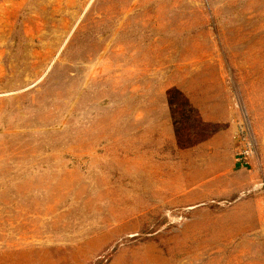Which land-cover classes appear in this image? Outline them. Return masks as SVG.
Here are the masks:
<instances>
[{"label": "rangeland", "instance_id": "obj_1", "mask_svg": "<svg viewBox=\"0 0 264 264\" xmlns=\"http://www.w3.org/2000/svg\"><path fill=\"white\" fill-rule=\"evenodd\" d=\"M0 264H264V0H0Z\"/></svg>", "mask_w": 264, "mask_h": 264}, {"label": "built area", "instance_id": "obj_2", "mask_svg": "<svg viewBox=\"0 0 264 264\" xmlns=\"http://www.w3.org/2000/svg\"><path fill=\"white\" fill-rule=\"evenodd\" d=\"M235 139L238 161L241 165L247 167L257 152L255 137L247 122L238 125Z\"/></svg>", "mask_w": 264, "mask_h": 264}]
</instances>
